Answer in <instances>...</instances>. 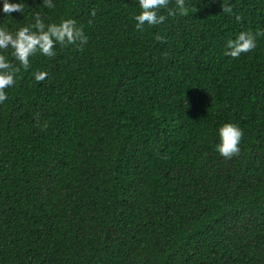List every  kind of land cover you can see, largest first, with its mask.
I'll return each mask as SVG.
<instances>
[{"label": "trees", "instance_id": "1", "mask_svg": "<svg viewBox=\"0 0 264 264\" xmlns=\"http://www.w3.org/2000/svg\"><path fill=\"white\" fill-rule=\"evenodd\" d=\"M3 2L9 31L40 12L89 39L31 58L0 104V264H264V37L225 55L264 30V0H186L144 32L138 0ZM226 122L244 134L229 160Z\"/></svg>", "mask_w": 264, "mask_h": 264}, {"label": "clouds", "instance_id": "2", "mask_svg": "<svg viewBox=\"0 0 264 264\" xmlns=\"http://www.w3.org/2000/svg\"><path fill=\"white\" fill-rule=\"evenodd\" d=\"M171 4L172 0H138L140 11L133 16L136 30L144 32L145 25L154 27L164 23L168 16H187L189 14L190 9L186 0H174V6H170ZM25 6L23 0L18 3L4 0L2 11L8 16H11L13 12L23 14ZM39 7L53 9L55 4L53 0H42ZM162 9L167 11L168 16L161 14ZM221 12L233 14L232 7L224 4L221 5ZM95 14V9H93L91 16L94 17ZM235 19L239 22L242 17L236 15ZM33 20L34 23L20 26L15 31L0 27V104L8 99L6 89L15 86L17 75L21 69L29 70L31 58L37 54L51 58L56 54L57 45L61 47L74 46L77 50L82 51L88 43L89 38L85 34L83 26H78L77 21L72 18L62 17L58 23H45L41 13L36 12ZM258 37H264V30L239 32L234 39L227 40L225 55L235 59L244 53L252 52L257 47ZM156 39L160 40L161 37L157 35ZM33 75L38 83L48 77L46 71L40 70L35 71ZM217 135L219 142L214 146V150L221 157L229 160L240 154V144L244 134L237 124L223 123L218 127Z\"/></svg>", "mask_w": 264, "mask_h": 264}]
</instances>
